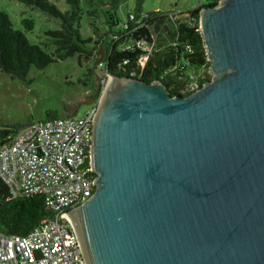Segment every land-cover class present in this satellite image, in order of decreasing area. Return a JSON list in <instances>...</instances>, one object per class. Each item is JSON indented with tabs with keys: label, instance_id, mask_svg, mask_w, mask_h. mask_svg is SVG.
<instances>
[{
	"label": "water",
	"instance_id": "obj_1",
	"mask_svg": "<svg viewBox=\"0 0 264 264\" xmlns=\"http://www.w3.org/2000/svg\"><path fill=\"white\" fill-rule=\"evenodd\" d=\"M199 22L211 78L186 95L96 73V187L66 212L87 264H264V0Z\"/></svg>",
	"mask_w": 264,
	"mask_h": 264
},
{
	"label": "trees",
	"instance_id": "obj_2",
	"mask_svg": "<svg viewBox=\"0 0 264 264\" xmlns=\"http://www.w3.org/2000/svg\"><path fill=\"white\" fill-rule=\"evenodd\" d=\"M18 1L59 19L60 28L45 30L44 40L33 43L26 31L34 28V19H23L22 30L14 26L7 12L0 11V70L14 78L28 81L33 66L44 69L73 56L81 66L86 65L91 78L105 70L108 75L137 77L148 83L162 80L171 95H186L193 85L200 87L211 78L199 20L201 10L219 0H201L178 12L136 9L124 18L119 13L120 0H55L63 1L65 9L52 0ZM85 13L93 29L89 37H83L80 29ZM93 50L100 54L94 67L88 65ZM103 87L101 83L92 96V107ZM56 117L60 115L51 110L46 119ZM31 123L0 128V145ZM52 213L43 194L14 195L0 177V232L25 235Z\"/></svg>",
	"mask_w": 264,
	"mask_h": 264
},
{
	"label": "built area",
	"instance_id": "obj_3",
	"mask_svg": "<svg viewBox=\"0 0 264 264\" xmlns=\"http://www.w3.org/2000/svg\"><path fill=\"white\" fill-rule=\"evenodd\" d=\"M97 105L81 117L34 121L0 145V177L12 193H41L53 212L25 235L0 232V264H87L66 212L96 187L90 147Z\"/></svg>",
	"mask_w": 264,
	"mask_h": 264
},
{
	"label": "rangeland",
	"instance_id": "obj_4",
	"mask_svg": "<svg viewBox=\"0 0 264 264\" xmlns=\"http://www.w3.org/2000/svg\"><path fill=\"white\" fill-rule=\"evenodd\" d=\"M52 1L62 9L66 8L63 1ZM120 1L121 18H124L131 10L139 9L144 13L154 10L178 12L193 8L201 2V0ZM0 11L7 12L14 26L22 30H25L23 19H34V28L26 31L29 40L33 43L44 40L45 30L60 28L59 19L18 0H0ZM89 21L85 13L80 26L83 37H89L93 33ZM93 53L88 62V65L92 67L97 64V56L100 55L96 50H93ZM107 81L108 77L106 78L103 74L99 84L104 83L106 86ZM96 91L97 84L94 76L91 78L88 75L86 65L81 66L77 56L56 61L44 69L33 66L29 71L28 81L14 78L0 70V128L15 123L44 120L51 110L56 111L60 116L81 117L92 107V103H88L87 99Z\"/></svg>",
	"mask_w": 264,
	"mask_h": 264
},
{
	"label": "flooded vegetation",
	"instance_id": "obj_5",
	"mask_svg": "<svg viewBox=\"0 0 264 264\" xmlns=\"http://www.w3.org/2000/svg\"><path fill=\"white\" fill-rule=\"evenodd\" d=\"M100 85V84H99ZM92 100H93V97L91 96L90 98H89V102H92Z\"/></svg>",
	"mask_w": 264,
	"mask_h": 264
}]
</instances>
